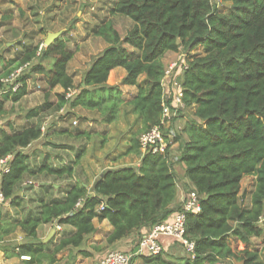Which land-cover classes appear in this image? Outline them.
I'll list each match as a JSON object with an SVG mask.
<instances>
[{"label":"trees","instance_id":"1","mask_svg":"<svg viewBox=\"0 0 264 264\" xmlns=\"http://www.w3.org/2000/svg\"><path fill=\"white\" fill-rule=\"evenodd\" d=\"M225 1L230 3L226 12L220 11L213 0H116L109 9L110 18L94 28V34L108 45L94 56L83 74L80 90L69 98L66 94L74 87V76L68 64L77 49L68 48L64 34L46 46L40 56L36 54L39 43L30 44L6 62L2 75L26 62L33 63L21 76L23 86L0 99V117L9 97L18 101L27 94L29 75L42 74L47 86L44 110L68 107L67 117L77 107L96 110L105 124L117 121L124 109L126 114L133 113L142 127L131 137L126 154L141 153L140 135L161 123L164 58L168 53L181 49L187 53L188 67L179 76L185 107L176 115L188 107L195 110L182 131L174 133L173 141L179 140L181 133L188 136L179 148L177 161L164 129L168 141L164 151L142 152L139 166L104 170L93 184V194L82 182H73L62 196L40 195L36 210L20 218L0 213V241L18 228L26 237L10 249L1 244L0 250L9 256H30L25 264H53L63 250L80 247L95 233L94 219H107L113 225L108 243L138 234V246L154 225L183 209L182 202L174 204L178 162L186 179L184 193L196 190L201 205L199 212L186 214L185 237L194 243V252L141 254L144 264H231L233 258L243 264H264L258 250L250 248L251 240L264 234L260 222L264 215V0ZM116 15L133 21L125 35L112 19ZM198 46L202 51L192 53ZM45 59L50 60L48 66ZM117 67L126 70L122 84L136 87L129 99L119 85L112 84ZM57 86L63 91L51 101V92ZM166 101L170 104L171 100ZM38 115L39 108H35L27 117ZM42 125L35 123L15 131L0 127V158L11 156L0 188L7 201L18 208L23 197L17 188L27 185L24 180L28 176L72 178L74 173L73 162L54 166L45 158L31 164L30 155L23 149L43 136ZM78 135L89 132L80 129ZM249 175L255 181L246 203L240 191L243 178ZM51 223L74 228L53 248L38 233L40 226ZM231 240L244 243L245 248L235 250ZM174 242L181 244L177 238Z\"/></svg>","mask_w":264,"mask_h":264},{"label":"rangeland","instance_id":"2","mask_svg":"<svg viewBox=\"0 0 264 264\" xmlns=\"http://www.w3.org/2000/svg\"><path fill=\"white\" fill-rule=\"evenodd\" d=\"M115 2L116 0H36L35 7L37 9L32 8L30 13H27L24 9L18 12L19 20H17V22L22 25L21 28L34 26L40 28L43 26L45 29L61 31V34H64L68 40V48L78 50L68 64L69 72L75 76L73 89L78 92L81 88V81L86 65L89 63L87 61L89 54H86V36L82 37L77 32L90 28L91 23H89L88 20H93V17L96 16L102 8L108 12V8L113 6ZM213 2L218 4L219 10L222 12H226L230 7V3L225 0H213ZM114 22L122 35H125L128 29L133 25L132 20L120 15H116ZM18 34L16 33V38L20 36ZM26 35L27 34H25V36ZM9 37L12 39V36ZM15 44L18 43L15 42L14 45ZM92 44L94 47L96 46L95 41ZM1 45H4V43L2 42L0 46ZM3 50L4 51L0 49V52L5 54L7 48L3 46ZM201 51L202 47L198 46L192 53ZM185 53L186 50L181 49L178 54L170 53L167 55L165 57L166 67L170 66L172 62L177 61L179 56L182 57ZM6 62L7 61L0 63V76L5 70ZM43 62L46 66L50 64L49 59H45ZM29 77L30 81L27 83L29 87H27V89L29 91L27 95L18 103H12V100L6 101L4 112L0 117L2 126L7 127L9 123L12 125L14 124L13 127L15 128H20L25 123L23 121L25 120L24 116L26 113L34 108L38 109L42 106L47 88L43 80V75L31 74ZM59 89L61 88H54L50 96L55 99V94ZM0 95V99L5 98L4 94L0 93ZM68 110V107L62 110L53 108L45 111V113L37 118L39 123H46L43 136L34 141L29 147L23 149L30 155V162L33 166L39 164L45 158H48L54 166L66 164H60V161L62 160L63 162V160H67L68 163L73 162L74 173L72 178L74 179V176H79L83 179L85 174H91L93 177V175H96L102 168L115 166V164L119 165L118 162H122L121 165H123L131 161L129 159L130 156L125 155V151L131 142V137L139 129L138 122L135 121V115L126 114L124 109L121 111V116L117 121L105 124L102 121V115L96 110L77 107L76 109H71L72 112L75 113L67 117L66 114ZM192 112L193 111L189 109L185 110V113L183 111L182 115H185L182 116V119H186ZM84 116L86 120L82 118ZM75 121L77 122L76 124L74 123ZM62 129H64V131L68 130V132L62 134ZM80 129L87 130L89 135H78V130ZM78 154H80V156ZM122 155L125 156L117 160L119 156ZM113 156H115V158ZM59 159L60 161H56ZM72 178H56L44 174L39 176H28L24 180L27 185L17 188V192L23 197V202L19 209H14L13 207L12 210H10V202L8 201L6 204L0 205V213H10L11 216L20 218L28 212H34L37 207L36 201L39 200L40 194L43 195L48 190L54 193L56 192V189L52 186L54 183L67 184ZM42 182H45L43 186L48 188L46 191L41 188L42 185L40 183ZM243 185L249 187L251 185V177L244 180ZM61 188H63V186L59 189ZM261 224L264 225V219ZM7 238L8 237L5 236L4 240L0 241V245L2 244V246L8 247L9 249L17 245L16 241L7 240ZM48 242V247L53 248L55 243L50 240H48ZM230 243L237 251L245 248V244L240 241L231 240ZM250 248H256L258 250L260 259L264 263V234L261 237L253 238L250 243ZM19 260L22 262L21 264H25L23 261L26 259L19 258ZM229 262L231 264H243V261L237 258L230 259ZM46 264L48 263L46 262Z\"/></svg>","mask_w":264,"mask_h":264},{"label":"crops","instance_id":"3","mask_svg":"<svg viewBox=\"0 0 264 264\" xmlns=\"http://www.w3.org/2000/svg\"><path fill=\"white\" fill-rule=\"evenodd\" d=\"M35 1L36 0H0V44L3 42L4 45H1L0 49L3 50V46H5L7 48V52L5 54H2L0 52V63L4 62V61H8L12 58H15L18 54H20L25 48L26 46H29L30 44H36V43H40L41 41H44L46 38V35L49 32H55L56 30H51V29H45L43 26H41L42 28H44L45 30H47L45 33L42 32L41 27L37 28V26L34 27H29V28H25L22 27V25H20L19 22H17V20H19V14L18 12L26 10L27 13H30L32 11V8H36L35 7ZM112 6H110L108 8V12L102 8L98 14L96 16L93 17V20H88L90 24V28L83 30H80L79 32H77L78 34H80L82 37L86 36L85 41L87 42V44L85 45L86 47V54H89V58H88V64L86 65V69L85 71L88 69V67L91 65V62L94 58L95 55H97L101 50H103L108 43L102 38L99 37L97 35L94 34V28L99 25L104 19H108L110 18L109 16V9ZM37 9V8H36ZM35 9V10H36ZM116 16H113L112 19L115 20ZM16 33L20 36H17L18 38H16ZM25 34H27L25 36ZM12 36V39L9 37ZM15 36V37H13ZM96 42V46H93V42ZM17 42L18 44L14 43ZM78 52V50H77ZM174 54H178L175 52H171ZM170 53H168L167 55H169ZM76 55V52L74 54V56ZM166 55V56H167ZM93 56V57H91ZM164 62H166V59L164 58ZM166 64V63H165ZM84 71V72H85ZM72 74V73H71ZM83 74V73H82ZM126 74V70L123 67H117L113 70V80H112V84H116L119 85L124 93H125V98L129 99L132 97V95L136 92V87L135 86H130V85H124L122 84V79L124 77V75ZM73 75V74H72ZM74 76V75H73ZM29 78H27V83H29ZM75 78V76H74ZM75 81V80H74ZM39 87H41L40 85H38ZM28 87V85H27ZM60 86H57L55 88H59ZM29 88V87H28ZM61 89L57 90L58 92H62L63 89L62 87H60ZM29 90L27 89V92ZM5 95V94H4ZM27 94H25L24 96H26ZM1 96V95H0ZM10 96V95H9ZM23 96V97H24ZM22 97V98H23ZM21 99H19L18 101H14L11 99V97H9L7 100H12V103H18L20 102ZM6 100V101H7ZM50 100L53 101L54 98L50 97ZM5 101V103H6ZM45 103V100L43 101ZM42 102V106L39 107V115L35 116V117H27L28 112L26 113V115L24 116L25 120L23 122H25L20 128H15L13 127L12 124L7 125L8 129L10 130H18L21 129L23 127H26L28 125L31 124H35V123H39L37 118L45 113V111L48 110H44L42 109L44 103ZM35 109V108H34ZM187 109L192 110L194 112L195 108L194 107H188ZM186 109V110H187ZM193 112L186 117V119H182V112L179 115L174 114L171 119V126H173V128H175V130H177L178 132L182 131V129L184 128L185 125V121L193 115ZM185 113V111H184ZM132 115H134L132 113ZM174 116H178L174 119ZM135 117V116H134ZM181 117V118H179ZM1 120H0V127H5L1 125ZM41 123V122H40ZM176 123V124H175ZM139 125V129L142 127V123L138 122ZM138 129V130H139ZM65 134V133H62ZM181 138L179 140L173 141L171 144V150L173 152L175 161L178 160V156H179V148L181 146V144L183 143V140L187 139V134L185 133H181ZM130 145V143H129ZM128 145V147H129ZM142 150L141 153H127L125 155L130 156V162L125 163L123 165L122 162H118L119 165L115 166H110V167H105L106 169L108 168H117V167H121V166H125V165H132V166H139L141 163V159H142ZM126 153V151H125ZM120 155V154H118ZM119 156V159H122L123 156ZM115 158V156H113ZM118 157V156H117ZM56 161H60L56 160ZM62 163H68L67 160H62L60 161V164ZM105 168H102L98 173H96V175H92L91 174H85L84 178L82 179L79 176H74V179H70L71 181H69L67 184H60V183H54L53 186L56 189V192H51L50 190H48L46 193H44L42 196H45V198L48 197H59L62 196L66 190L69 188L70 184H72L73 182H82L88 189V193L89 194H93V184L95 182V180L97 179V177L105 170ZM175 169L177 172V176H178V193H177V197L174 201V204H178L181 202L182 199V195L185 192V182L186 179L184 178V169L182 167V165L178 162H176L175 164ZM1 165H0V181H1ZM248 177H251V185L248 187H246L245 185H243V181L246 180ZM254 181H255V177L254 176H245L242 180V187H241V191H240V196L245 197V202L248 203L249 202V198L251 196V191L253 189L254 186ZM42 185V189H44V191H46V187H44L43 185L45 184V182L40 183ZM61 186H63V188L59 189ZM43 191V190H42ZM8 202V201H7ZM6 204V203H5ZM9 208L10 210H12V208L14 207V209H19L18 207H15L13 205H11V203H9ZM94 224L97 228V230L95 231V233H93L92 235H89L85 242L80 246V247H74V248H68L63 250L61 253L58 254L57 256V261L53 264H95L99 259H101L107 252H109L110 250L113 249H118V250H123L125 252H127L130 256V262L129 264H144V259L141 256V253L137 252V246L136 243L138 241L139 235L138 234H131L128 235L124 238H122L119 241H116L114 243H108L107 241V237L109 236V234L113 231V225L111 224V222L107 219H104L102 221H99L98 219H94ZM57 224H44L42 226L39 227L38 229V233L40 238L42 239H46L48 234L50 233L52 227H56ZM63 226V230L58 232L56 230L55 234L52 236L51 241H53L54 243L57 242L59 240L60 237H62L64 234H69L71 233L74 228L72 226L69 225H62ZM7 240H11V241H16L17 243L21 244L26 240L25 234L18 228L17 230H15L13 233H11L10 235L7 236ZM161 242L163 244L164 247V251L169 255V256H175L177 254H184V249L182 247L181 244L174 242V237L171 236H164L161 238ZM19 258H22V255L20 256H9L7 255L4 251L0 250V264H21L22 262L19 260ZM24 262V261H23ZM43 264H46V262H44Z\"/></svg>","mask_w":264,"mask_h":264},{"label":"built area","instance_id":"4","mask_svg":"<svg viewBox=\"0 0 264 264\" xmlns=\"http://www.w3.org/2000/svg\"><path fill=\"white\" fill-rule=\"evenodd\" d=\"M45 47V42L41 41L36 52L37 56L41 55ZM186 55L187 53H185L182 57L179 56L177 61L172 62L170 66L166 67L165 76L163 79V84L165 87V103L162 120L160 124L152 126L149 130L144 131L140 135L139 141L141 150L143 152L147 150H151L154 153L164 151L168 144V141L165 137V130L168 131L170 142H173L174 133L176 130L175 128H173V126H171L170 119L174 114H177L179 109L185 107V103L183 101L182 81L179 79V76L188 67L186 63ZM32 63V61L26 62L11 70L8 74L1 75L0 82L2 85L0 93L12 94L14 92H17L23 86L21 76L30 69ZM75 91L76 90H74L73 88L70 89L67 92L66 97H71L75 93ZM166 100H171L170 104H168ZM74 123L76 124L77 122L75 121ZM45 124L42 125V130H45ZM10 158V155L0 158L1 174L9 171ZM181 202L183 207L182 210L172 214L169 220L154 225L147 236L141 239L139 245L137 246L138 253L146 255L160 254L164 250L163 244L161 242V238L164 236H171L179 239L186 252H194V243L187 237H185L187 219L186 214L190 211L199 212L201 210L198 192L196 190H189L188 192L183 193ZM5 203H7V199L0 188V205H3ZM81 203L82 201L80 200L77 203V206H80ZM103 206L104 203H101L99 207L102 208ZM263 219L264 215L261 217L260 222H262ZM56 230L58 232L62 231L63 226L57 224ZM22 258L29 259L30 256L22 255ZM130 259L131 256L127 252L123 250L113 249L107 252L95 264H129Z\"/></svg>","mask_w":264,"mask_h":264},{"label":"water","instance_id":"5","mask_svg":"<svg viewBox=\"0 0 264 264\" xmlns=\"http://www.w3.org/2000/svg\"><path fill=\"white\" fill-rule=\"evenodd\" d=\"M60 35H61V31L49 32L44 40L46 46L51 45ZM55 232H56V227H52L50 233L48 234L47 238L44 239V241H48L49 239H51L52 236L55 234Z\"/></svg>","mask_w":264,"mask_h":264}]
</instances>
